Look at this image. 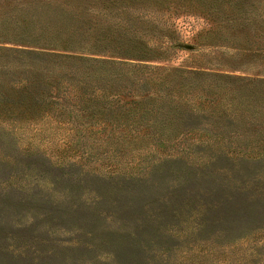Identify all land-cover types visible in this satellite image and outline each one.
<instances>
[{
  "label": "rangeland",
  "instance_id": "1",
  "mask_svg": "<svg viewBox=\"0 0 264 264\" xmlns=\"http://www.w3.org/2000/svg\"><path fill=\"white\" fill-rule=\"evenodd\" d=\"M0 264H264V0H0Z\"/></svg>",
  "mask_w": 264,
  "mask_h": 264
}]
</instances>
